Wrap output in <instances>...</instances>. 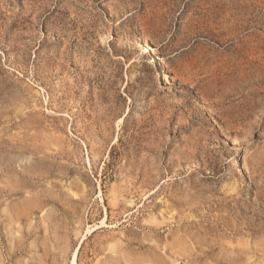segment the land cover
I'll use <instances>...</instances> for the list:
<instances>
[{"label": "rangeland", "instance_id": "rangeland-1", "mask_svg": "<svg viewBox=\"0 0 264 264\" xmlns=\"http://www.w3.org/2000/svg\"><path fill=\"white\" fill-rule=\"evenodd\" d=\"M75 251L264 264V0H0V264Z\"/></svg>", "mask_w": 264, "mask_h": 264}, {"label": "bare ground", "instance_id": "bare-ground-1", "mask_svg": "<svg viewBox=\"0 0 264 264\" xmlns=\"http://www.w3.org/2000/svg\"><path fill=\"white\" fill-rule=\"evenodd\" d=\"M133 46L136 49L142 50L143 53H148L149 57V63L154 66L156 69V75L158 74L157 79H168L166 67L161 62L160 58L157 56L155 49L148 43H133ZM35 205V204H34ZM25 206V205H24ZM20 210V209H19ZM22 211V210H21ZM26 211V210H25ZM24 211V212H25ZM27 213V212H26ZM20 214V213H19ZM18 218V217H17ZM77 261V251H75L72 254L70 264H76ZM148 261V260H147ZM146 263V262H145Z\"/></svg>", "mask_w": 264, "mask_h": 264}]
</instances>
